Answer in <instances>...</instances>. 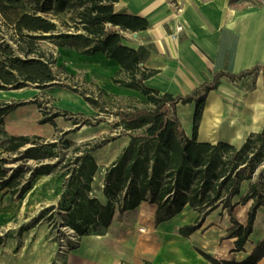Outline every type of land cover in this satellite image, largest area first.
Listing matches in <instances>:
<instances>
[{"label":"trees","instance_id":"1","mask_svg":"<svg viewBox=\"0 0 264 264\" xmlns=\"http://www.w3.org/2000/svg\"><path fill=\"white\" fill-rule=\"evenodd\" d=\"M116 1L0 0V90L30 85L39 89H66L80 95L98 112L96 116L84 117L82 113L72 115L62 111L63 115L73 116V124L108 122L116 129L114 134L80 144L63 137L49 141L38 134H12L0 140V207L20 198L36 176L65 170L68 176L59 201L44 208L38 218L47 214L52 218L51 210H54L78 237L88 234L92 227H108L115 208L123 213L148 201L156 205L155 225L170 219L184 206L197 211L193 223L179 227L184 236L199 228L205 215L214 209H225L231 221L226 236L235 237V250H243L257 209L264 206V166L240 200L234 202L233 197L239 193L240 182L250 179L264 164V127L249 134L239 147L224 141H198L196 130L204 98L195 99L216 89L222 77L235 80L250 74L254 80L264 64H255L238 73L215 71L209 81L190 94L160 93L145 84L155 70L140 65L138 50L122 42V31L144 30L148 21L115 11ZM58 47L72 48L81 55L100 52L114 60L119 68L112 82L135 89L143 99L110 93L92 79L83 88L77 82H69L67 79L74 75L57 65L54 49ZM192 101H195L193 127L188 135L177 117L176 104ZM24 103L0 101V136L5 134V115ZM39 122H49L56 128L51 115ZM122 134L129 141L105 167L102 182L105 201H101L92 195V182L98 169L92 151ZM69 149L71 154L65 158L64 151ZM9 160L19 162L10 171L6 167ZM29 160L34 165H26ZM249 200L243 224L233 211L238 203ZM196 250L213 264H256L264 257V238L244 260L237 262L216 259Z\"/></svg>","mask_w":264,"mask_h":264},{"label":"crops","instance_id":"2","mask_svg":"<svg viewBox=\"0 0 264 264\" xmlns=\"http://www.w3.org/2000/svg\"><path fill=\"white\" fill-rule=\"evenodd\" d=\"M114 10L148 21L144 30L122 31V42L138 50L140 65L155 70L145 84L160 93L168 92L173 96L190 94L209 81L215 71L238 73L255 64H264V0H117ZM177 26L181 29L177 30ZM57 49H60L59 55L69 57L71 71L84 70L90 80H95L110 93L143 99L135 89L112 82L111 78L119 66L102 53L81 55L72 48ZM43 91L51 94L57 110L98 114L80 95L63 88L47 90L30 85L22 89L0 90V101L25 102L5 115V134L0 136L1 141L12 134H38L49 141L57 138L51 123H39L42 113L37 100ZM201 97L204 104L196 130L198 141H224L239 147L249 134L260 132L264 127V67L254 80L250 74L235 80L222 77L216 89L200 94L195 100ZM194 102L176 104L177 117L188 135L192 133ZM34 126L40 129L35 130ZM72 126H79L80 131L93 126L94 134L89 140L102 138L103 133L106 136L116 132L108 122ZM67 139L74 142L73 138ZM128 141L129 137L122 134L92 151L98 165L96 175L101 197L105 167ZM263 166L261 164L250 179L240 182L234 202H238L250 183L260 176ZM51 174L36 176L20 198L1 206L0 223L12 217V213L23 211L31 201L56 204L68 172L64 178L60 176L57 181L50 182ZM1 197L2 191L0 200ZM250 203L251 200L234 207L235 218L243 224ZM155 209L154 203L142 201L136 209L124 212L133 217L129 258L122 257L104 244L105 233L91 231L78 237L75 247L61 250L47 232V226H37L36 229L22 225L21 246L15 254L10 250L12 244L8 245L4 264H213L196 248L216 259L237 262L244 260L255 244L264 238V206L257 209L252 232L243 250H235V237L226 236L231 221L225 209L218 207L205 215L202 225L188 236L182 235L179 227L193 223L198 216L197 211L184 206L170 219L155 225ZM256 264H264V257Z\"/></svg>","mask_w":264,"mask_h":264},{"label":"rangeland","instance_id":"3","mask_svg":"<svg viewBox=\"0 0 264 264\" xmlns=\"http://www.w3.org/2000/svg\"><path fill=\"white\" fill-rule=\"evenodd\" d=\"M50 47H52L51 44H48ZM45 44L44 46H48ZM56 55L58 56L57 64L59 66H63L64 70L66 72L73 73L74 78H68L64 77L65 79L71 83L77 82L81 88L86 87L85 83H88L90 79L87 77V74L84 70L79 69L75 71H71L70 67V59L68 56L59 55L60 49L55 48L54 49ZM64 76L63 74H61ZM49 90V89H47ZM38 101V105L41 108L42 117L44 116H52L55 119L56 122V128L54 129L57 132L58 136H65V138H73L75 144H80L81 142L85 140H89V137L94 134L93 133V126H86L85 131H80L78 128L79 126H72L73 124V116L71 115H63L61 112L65 111L70 114H79L82 112H72L70 110H57L56 106L54 105L53 98L51 97V94L47 91H43L42 94H40ZM84 117H93V115H85L82 113ZM40 123V122H39ZM30 129V128H29ZM35 130L40 129L39 126H34ZM78 129V130H77ZM47 132V131H44ZM103 136L105 133L102 134ZM100 137V136H99ZM102 137V136H101ZM99 139V138H98ZM65 158L69 156L70 149L64 151ZM19 162L9 160V162L6 164V167L10 171L11 168L15 167ZM34 161L29 160L25 164L28 165H34ZM25 165V166H26ZM65 170H58L51 174L50 182L54 180H58L60 176H63V178L66 175ZM96 178H93L92 182V195L99 196V199L101 201H105L103 197H101L98 189V177L95 174ZM49 206L46 201L34 203V201H31L29 203V206L26 207L23 211L20 212H14L12 213V217L8 218L7 221L0 223V264H4V258L6 256V251L8 250V245L12 244V247L10 248L11 252L15 253L18 251L19 247L22 243V232H20V228L22 225L26 226H33L34 228L37 226L45 225L47 226V232L49 235L51 234L53 236L52 240H55L58 244L60 239L63 240L62 244L67 243V247L71 243H75L76 240L74 239L73 234L69 233L64 226L61 224V219L57 215L56 211L51 210L53 212L50 217L48 218V214L45 217H39V213ZM133 217L131 214H124L119 213L118 210L115 208V215L113 218L112 223L108 227H102L100 225L90 228V232L93 231L94 233H105L106 237L104 240V244L111 249L112 251L120 254L124 258H129L132 252V240L133 236H131L133 233L130 230V225ZM64 250V249H63Z\"/></svg>","mask_w":264,"mask_h":264},{"label":"built area","instance_id":"4","mask_svg":"<svg viewBox=\"0 0 264 264\" xmlns=\"http://www.w3.org/2000/svg\"><path fill=\"white\" fill-rule=\"evenodd\" d=\"M179 29H181V27L180 26H177V30H179ZM61 224L64 226V228L67 230V231H69V233H72L73 234V236H75V237H73L74 239H77L78 238V236L76 235V233L73 231V229H71V228H69L68 226H66V225H64L62 222H61ZM143 230V228H140V231H142ZM78 240V239H77ZM77 240H76V242H77ZM62 242H63V240H61L60 239V241H59V249H61V250H66L68 247H67V243H64V244H62ZM75 242V243H76ZM71 244H73V243H71ZM70 245V244H69Z\"/></svg>","mask_w":264,"mask_h":264},{"label":"water","instance_id":"5","mask_svg":"<svg viewBox=\"0 0 264 264\" xmlns=\"http://www.w3.org/2000/svg\"><path fill=\"white\" fill-rule=\"evenodd\" d=\"M27 146H28V144L25 147H27ZM25 147H22V149H24Z\"/></svg>","mask_w":264,"mask_h":264}]
</instances>
